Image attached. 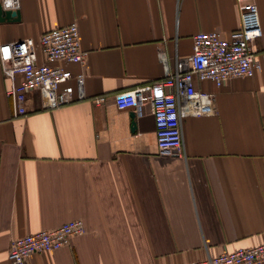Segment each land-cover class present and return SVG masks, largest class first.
<instances>
[{"label":"crops","instance_id":"crops-1","mask_svg":"<svg viewBox=\"0 0 264 264\" xmlns=\"http://www.w3.org/2000/svg\"><path fill=\"white\" fill-rule=\"evenodd\" d=\"M264 34V0H254ZM18 19L0 22V45L75 23L86 53L62 64L84 75L89 97L146 87L192 54L198 33L240 28L236 0H0ZM264 48V38L255 43ZM39 64L46 63L38 52ZM20 77H16L18 85ZM72 85V82L70 83ZM0 67V264L11 242L71 221L85 232L26 264H186L264 244V73L231 79L216 115L185 117L182 156L159 157L149 104L110 100L44 111L37 91L14 115Z\"/></svg>","mask_w":264,"mask_h":264},{"label":"built area","instance_id":"built-area-1","mask_svg":"<svg viewBox=\"0 0 264 264\" xmlns=\"http://www.w3.org/2000/svg\"><path fill=\"white\" fill-rule=\"evenodd\" d=\"M236 3L241 26L228 39L215 32L198 33L192 38L191 56L177 59L173 71L168 69L161 54L162 79L113 95L87 96L84 75H72L58 64L82 65L85 61L86 53L80 48L75 23L44 33L37 44L32 39H23L0 45V67L11 84L6 96L12 102L14 115L26 116V97L33 91L39 93L44 111L87 101L101 107L111 100L119 111L133 109L138 112L140 106L149 104L158 156H182V119L216 115L214 95L198 90L195 82L207 81L221 88L231 79H247L256 73H264V48L255 46L264 38L257 5L254 0H236ZM38 52L46 63H38ZM17 76L20 77L18 85L15 84ZM84 232L81 221H71L50 231L14 239L8 253L9 263L26 264L30 255L57 251L69 245L72 237ZM186 264H264V244L224 251L216 257Z\"/></svg>","mask_w":264,"mask_h":264},{"label":"water","instance_id":"water-1","mask_svg":"<svg viewBox=\"0 0 264 264\" xmlns=\"http://www.w3.org/2000/svg\"><path fill=\"white\" fill-rule=\"evenodd\" d=\"M18 19V12L4 10L0 4V22H12Z\"/></svg>","mask_w":264,"mask_h":264}]
</instances>
